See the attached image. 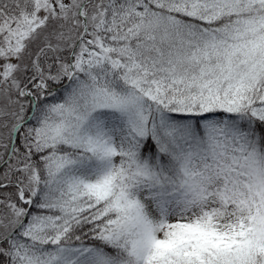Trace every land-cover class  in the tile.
<instances>
[{"label": "snow or ice", "instance_id": "obj_1", "mask_svg": "<svg viewBox=\"0 0 264 264\" xmlns=\"http://www.w3.org/2000/svg\"><path fill=\"white\" fill-rule=\"evenodd\" d=\"M0 264H264V0H0Z\"/></svg>", "mask_w": 264, "mask_h": 264}]
</instances>
